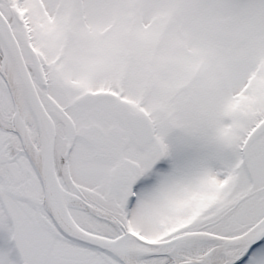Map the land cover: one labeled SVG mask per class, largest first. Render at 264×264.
I'll return each instance as SVG.
<instances>
[{
  "label": "snow or ice",
  "instance_id": "6c2138e0",
  "mask_svg": "<svg viewBox=\"0 0 264 264\" xmlns=\"http://www.w3.org/2000/svg\"><path fill=\"white\" fill-rule=\"evenodd\" d=\"M0 264H264V0H0Z\"/></svg>",
  "mask_w": 264,
  "mask_h": 264
}]
</instances>
